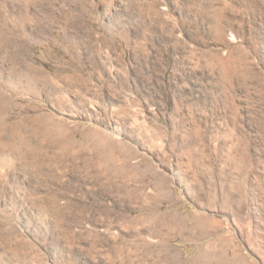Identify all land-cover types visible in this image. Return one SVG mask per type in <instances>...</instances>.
I'll list each match as a JSON object with an SVG mask.
<instances>
[{
  "label": "rangeland",
  "instance_id": "obj_1",
  "mask_svg": "<svg viewBox=\"0 0 264 264\" xmlns=\"http://www.w3.org/2000/svg\"><path fill=\"white\" fill-rule=\"evenodd\" d=\"M0 264H264V0H0Z\"/></svg>",
  "mask_w": 264,
  "mask_h": 264
},
{
  "label": "bare ground",
  "instance_id": "obj_2",
  "mask_svg": "<svg viewBox=\"0 0 264 264\" xmlns=\"http://www.w3.org/2000/svg\"><path fill=\"white\" fill-rule=\"evenodd\" d=\"M17 4V3H16Z\"/></svg>",
  "mask_w": 264,
  "mask_h": 264
}]
</instances>
